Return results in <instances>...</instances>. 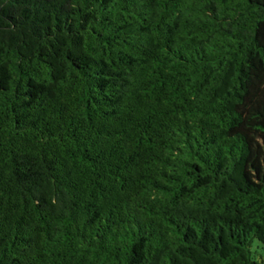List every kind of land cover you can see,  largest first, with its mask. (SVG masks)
Masks as SVG:
<instances>
[{"label":"trees","instance_id":"obj_1","mask_svg":"<svg viewBox=\"0 0 264 264\" xmlns=\"http://www.w3.org/2000/svg\"><path fill=\"white\" fill-rule=\"evenodd\" d=\"M0 264H264V0H0Z\"/></svg>","mask_w":264,"mask_h":264}]
</instances>
